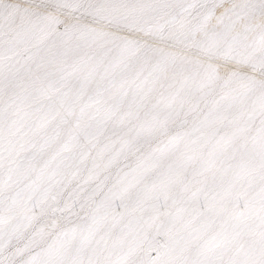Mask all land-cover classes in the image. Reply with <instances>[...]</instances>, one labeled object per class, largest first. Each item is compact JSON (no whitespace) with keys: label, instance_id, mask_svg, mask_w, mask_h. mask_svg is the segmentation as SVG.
<instances>
[{"label":"snow or ice","instance_id":"snow-or-ice-1","mask_svg":"<svg viewBox=\"0 0 264 264\" xmlns=\"http://www.w3.org/2000/svg\"><path fill=\"white\" fill-rule=\"evenodd\" d=\"M0 264H264V0H0Z\"/></svg>","mask_w":264,"mask_h":264}]
</instances>
